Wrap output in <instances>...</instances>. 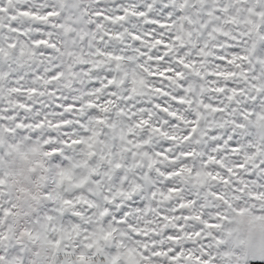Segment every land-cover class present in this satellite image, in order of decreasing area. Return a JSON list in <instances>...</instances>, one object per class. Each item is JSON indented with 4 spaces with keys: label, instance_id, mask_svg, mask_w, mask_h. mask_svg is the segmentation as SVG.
<instances>
[{
    "label": "rangeland",
    "instance_id": "rangeland-1",
    "mask_svg": "<svg viewBox=\"0 0 264 264\" xmlns=\"http://www.w3.org/2000/svg\"><path fill=\"white\" fill-rule=\"evenodd\" d=\"M264 264V0H0V264Z\"/></svg>",
    "mask_w": 264,
    "mask_h": 264
},
{
    "label": "trees",
    "instance_id": "trees-1",
    "mask_svg": "<svg viewBox=\"0 0 264 264\" xmlns=\"http://www.w3.org/2000/svg\"><path fill=\"white\" fill-rule=\"evenodd\" d=\"M250 264H260V262H257V261H251Z\"/></svg>",
    "mask_w": 264,
    "mask_h": 264
}]
</instances>
